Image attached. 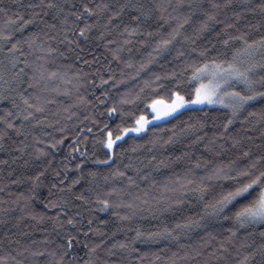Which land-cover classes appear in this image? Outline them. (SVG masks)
I'll return each instance as SVG.
<instances>
[{"label":"snow or ice","instance_id":"1","mask_svg":"<svg viewBox=\"0 0 264 264\" xmlns=\"http://www.w3.org/2000/svg\"><path fill=\"white\" fill-rule=\"evenodd\" d=\"M231 0H226L224 7H227ZM173 11H181V16H172L168 13L169 8ZM260 11L264 13V0L258 5ZM213 9H220V4H213ZM20 9L7 16L8 9L0 8V13L7 16L5 24L0 28V52L7 49L4 60H0V101L7 100L10 97H19L20 103L12 99V107L16 111L8 110L3 116H0V123L5 127L0 131V142L4 141L8 136V130L15 132L16 136H26L25 122L35 120L36 125H41L44 121L38 118L37 114H43L47 111L46 105L54 101L42 100L41 96L34 93H29V89H36L40 87L43 81H48L54 78L66 80L67 83H72V80H67L66 73L57 71L49 72L43 64L35 62L30 63L28 56L32 51L39 50L41 52L51 53L52 51H59L58 49L45 48L44 42L41 37L48 36L47 29H54L65 33L64 38L60 43L67 42L69 45H74L69 51L76 53V57L82 60L83 64L91 67L92 64L98 62V58L93 56L91 60L84 59L80 53L85 52L87 46L96 45L97 42H104L106 50L111 51L113 60H120V53L124 50L123 47L118 45V41L111 39L113 30H120V35L143 36L152 37L159 34V30L163 29L165 25H169L170 20L176 21V26L172 28L167 34V38H161L153 50L157 54L169 52L174 42L181 36V30L185 25L193 21L197 12L203 17L200 19L197 27L194 28V33L199 36L209 30L212 25L225 23L217 18V15L209 12L203 3V0H190L185 4V0H177L175 7L171 4L170 0L165 3L155 5V7H146L140 3L139 0H125L124 3L111 4L100 0H32L27 5L20 4ZM27 10L28 14L25 15ZM183 10H186L183 11ZM159 15H154V13ZM165 13H168L166 16ZM127 16V19H125ZM59 24V28L57 25ZM152 24L157 25V32L148 31ZM40 25H44L41 27ZM29 26H35L36 31L28 32L25 35ZM234 24L225 23V28L222 31L227 34L226 29L233 28ZM17 33L19 36L17 37ZM71 39H69V35ZM55 39V37H49ZM194 44L195 40L186 37ZM232 40H238L242 43V47L236 48L233 52L231 60H226L217 63L215 59H208L209 49H204L198 53L201 58L199 61L186 65L183 72L191 69V75L187 78L184 77L183 72H172L167 76H155L153 81H145V87L149 88L155 93L159 90H167L169 93L166 103L164 100H152L147 108L151 111V119L146 115L136 116L134 112L126 111L124 105L136 104L140 100V93H144L145 88H141L139 93L133 95L131 92H125L119 95V99L112 104L111 107H105V113L112 119L117 117L119 123L113 129L109 124L105 123L101 131L104 137L97 141L104 151V159H95L93 162L97 165H104L111 167L116 163L117 149H123L124 145L129 140L133 141V146L130 151L135 153L144 147L139 143L150 132L152 137L147 140L155 148L158 144L160 147L171 145L175 143V129H168L166 125L162 128L161 125H154V121H167L169 117L179 118L182 115V110L188 108L189 105H213L220 104L224 108L231 110V115L227 117L226 121L222 124L216 125L213 123L212 127L217 131L212 133L208 138L205 145L207 151L215 152L217 141H230L227 151L239 149L240 155L237 160L245 161L241 166L237 160L229 161L227 165H217L208 169L207 165L211 163L208 161L204 165L205 175L196 178V173L193 168H188L183 176L177 175L176 180L173 182L175 186H165L166 192L179 193L167 199L170 200L168 208L165 211L174 210L180 213L182 219L175 223L174 227L169 228L167 225L162 228L145 233L139 229L135 230V237L131 241H113L116 233H112L109 237L105 232L100 231L98 228H93V219L88 218L85 221L84 211L92 213L93 211L107 212L110 208L125 207L128 209H136L138 207L136 201H141L144 204L148 200L143 198L147 197L148 193L144 192L143 197L140 194L133 196V199L127 203L123 201L110 202L108 198L97 199L98 209L87 208L85 205L88 203L87 198L83 193L76 195L73 193V188L80 183L82 176L73 179L71 184L66 187H60L62 195L57 201H50L46 207L58 209L57 215L54 218V223L58 225L59 230L62 232L61 242L56 243L45 238L44 245L53 244V248L49 249H33L30 246H24L23 250H17V256L23 259H17L16 256H0V264H8L11 260L14 264H40L37 258H42L43 264H128V256L137 253L139 249L135 247L137 241H152L156 243L167 242L170 244L175 241L180 245L179 249L172 252L171 256L167 258L162 257L159 253H153V264L155 262L164 260V264H193L194 261L200 264L198 258L203 257L202 264H231L229 260L230 250L236 248L239 252L240 249H245L246 253L242 259L236 261V264H264V139L259 145H255L260 149L259 155H255L250 147L245 145V140L251 141L252 138L247 136L246 133L251 131L249 128L243 126L247 123V117L239 121L241 131L233 132V126L237 123L239 116L247 112L248 116H259V122L264 125V107H261L259 113L255 111L257 104L264 106V74L255 76L256 69H264V62L254 63L251 58L257 51L264 53V37L258 41L249 43L245 35L228 36V39L223 40L225 47L229 45ZM123 43H131L130 39H125ZM117 44L116 48H109V45ZM30 50L25 52V47ZM191 52H196L195 48ZM183 51L177 50V58L184 56ZM60 56H64L60 52ZM247 57L248 59H245ZM42 59V57H37ZM106 59V58H105ZM148 63H152L149 60ZM127 67L131 68V62H126ZM246 65V66H245ZM147 65L142 64L140 70L142 71ZM31 70V75L25 71ZM138 74V73H137ZM84 83H81L78 77L76 78V88L84 87L85 84L95 85V77H99L100 86L107 85L112 81V87L116 88L118 84L125 83L124 80L117 81L114 74H109L105 79L100 69L95 72L82 73ZM91 75L93 79L88 81L87 77ZM134 79V77H133ZM207 81V83H205ZM185 84L192 86L191 92L186 96L182 94V89ZM236 84H242L244 91H237ZM155 85V87H153ZM43 90H47V85H44ZM57 91V89H53ZM65 95L68 93L65 92ZM104 99L95 97L99 104L107 105L110 99V90H105L102 93ZM35 100L36 102H32ZM81 104H89L90 101L85 97H79ZM249 109H253L249 111ZM12 118V119H10ZM85 119H92L95 125L97 121L91 117ZM131 119V123L127 120ZM15 120L20 121L19 127L16 126ZM184 123H188L185 121ZM199 125L197 131L203 132V135L196 136V142L200 143L208 137L205 128L208 127L206 120H197ZM34 125V126H36ZM52 127L53 125H48ZM196 125H189V129L195 128ZM170 131L173 133L166 140L156 135V130ZM189 129H182L188 131ZM63 132L64 129H59ZM91 133V128L88 129ZM135 134V135H132ZM50 135V134H49ZM262 138H264V131H262ZM37 143H44L38 140ZM64 139L54 140L48 148L56 149L58 145L63 144ZM27 145L23 148L18 147L16 152L23 153ZM4 148L3 143H0V150ZM220 148L223 149L224 145L221 144ZM152 149H149L151 151ZM73 151H79L78 148L73 147ZM216 155H221V152H215ZM52 153L44 148L36 149L35 159L40 161L44 159L43 166L28 179L32 182V190L38 189L43 184V179L51 175L54 182L51 183V188H56L58 185H65V180L59 179L61 172L52 168V160L47 159ZM81 156H87V150L81 152ZM188 153H184L183 157H177L176 160L180 161L187 157ZM15 159H22V156H17ZM155 160V156L152 157ZM6 164L7 161H0ZM29 161L25 160L24 164L28 165ZM84 161L76 165V171L83 173ZM159 165L167 167L163 160L159 161ZM125 169H135V166L129 158V162L124 165ZM202 166L199 162L194 165L195 169H200ZM67 165H65V172H67ZM90 176L95 177L96 172H89ZM125 171H121L117 166L116 171L112 173V177H124ZM105 181L109 177H104ZM129 185H135V180L132 176L127 177ZM146 179V177H144ZM227 181L218 185L219 191L212 196L211 199L207 198V194L212 187L210 181ZM12 183H19V180H14ZM3 189H0L2 191ZM123 189H111L106 193V197H111L114 193L119 195ZM187 192L196 193L194 200H189ZM51 194V191H50ZM128 195H132L128 193ZM31 199V197L29 198ZM75 201H83L84 204H76ZM189 203L193 208H199V211L189 215L188 210L183 209L185 203ZM118 215V213H114ZM33 219L36 217L33 216ZM44 219L43 216L40 217ZM130 216L121 217V219H129ZM106 223V222H105ZM193 230H202L210 240L217 241L215 247L211 244H198L195 246L180 244V234L190 233ZM259 234V243L256 239L252 238L256 232ZM244 233L243 239H240V234ZM19 243V241H16ZM36 241H32L34 245ZM77 245L81 246L84 255H80ZM188 249V250H185ZM211 249V250H208ZM103 251L105 257L102 259L99 253ZM27 253V255H25ZM127 254V255H126ZM147 254H145L146 256ZM31 258V259H29ZM144 256H139L137 259L141 262Z\"/></svg>","mask_w":264,"mask_h":264},{"label":"trees","instance_id":"2","mask_svg":"<svg viewBox=\"0 0 264 264\" xmlns=\"http://www.w3.org/2000/svg\"><path fill=\"white\" fill-rule=\"evenodd\" d=\"M32 0H0V8L8 9L7 16H11L17 10L20 9V4L27 5ZM62 2V0H60ZM94 2H100V0H94ZM104 2L111 4L124 3L125 0H104ZM140 3L146 7H155L160 3H165L167 0H139ZM173 7L177 4V0H170ZM190 0H185V4ZM205 8L217 15L218 20L225 23L234 24L233 28L226 29L225 34L222 29L225 28V23L212 25L209 30L199 36L194 33V28L198 26L200 19L203 17L197 12L193 21L185 25L181 30V36L174 42L169 52L157 54L153 49L156 48L157 42L161 38H167L168 32L176 26L175 20H170L169 25H165L163 29L159 30V34L148 37L145 33L143 36L120 35V30H113L111 39L118 41V45L123 47V51L120 53V60H113L111 51H108L103 46L104 42H97L99 46L92 45L87 46L85 52L80 53L84 59L91 60L93 56L98 58V62L92 64L91 67H87L83 64L82 60L77 59L76 53L69 51L74 45H69L67 42L60 43L64 38L65 33L54 29H47L48 36H43L42 40L45 48L58 49L59 51H52L51 53L41 52L39 50L32 51L28 56L30 63L35 62L37 64H43L49 71H57L67 74V80H72V83H67L66 80L54 78L48 81H43L40 87L36 89H29V93L38 94L42 100L54 101L46 105L47 111L43 114H37L38 118L44 121L41 125H36L35 120L25 122L26 136H16L15 132L8 130V136L5 137L3 143L4 148L0 150V161L6 160L7 163H0V256H16L17 259H23V257L17 256V250H23L24 246H30L33 249H44L45 247L51 249L55 245H44L42 242L45 238L50 241H55L57 244L61 242L62 232L59 230L58 225L54 223L53 219L57 215L58 209L46 207L50 201H57L62 195L66 193L60 192V187H66L67 184H71L73 179L82 176L80 183L73 188V193L79 195L83 193L87 198L88 203L85 205L87 208L98 209L97 199L108 198L110 202L123 201L125 203L131 201L133 196L140 194L143 197V193L147 192L148 196L143 197L148 200L147 204L141 201H136L138 207L136 209L110 208L107 212H100L98 210L88 213L81 208L84 212L85 221L88 218L93 219V228H98L100 231L105 232L109 237L112 233H116L113 241H131L135 237V230L139 229L145 233L156 231L163 226L167 225L169 228L174 227L178 220L182 219L180 213L169 210L168 208L170 200L169 197L178 195L179 193L166 192L165 186H175L174 181L177 175L183 176L188 168H193L196 173V178L205 175L204 165L206 162L211 161L207 165L208 169H211L217 165H227L229 161L237 160L240 155L239 149L227 151L230 141H217V144L213 146L215 152H221V155H216L215 152L207 151L205 145L208 142V138L212 136V133L217 131L212 127L213 123L216 125L222 124L226 121L227 117L231 115L230 109L222 106H203L195 108H186L182 110V115L179 118L170 117L167 121H160L153 123L159 124L163 128L165 125L168 129H175V143L160 147L158 144L155 148L151 144L147 143V140L152 137L150 132L139 143L143 144L137 152L133 153L130 148L133 146V141L129 140L124 145L123 149H117L116 163L111 167L104 165H97L93 161L95 159H104V149L97 143L98 140L104 137V133L101 129L104 128V124L107 123L115 128V125L119 123L117 117L109 119L107 114L101 115L105 112V107H111L116 100L119 99V95L125 92H131L133 95L140 92L141 88H145L144 93H140V100L136 104L124 105L126 111H131L139 116L141 114L151 116L150 109L147 105L151 104L152 100H168L169 93L167 90H157L155 93L149 88L145 87V81L155 80V76L161 77L167 76L172 72H183L186 65L193 63V61H199L201 58L198 53L204 49H209L208 59H215L217 63H221L226 60H231L233 52L236 48L242 47V43L238 40H232L229 45L225 47L223 40L228 39V36L245 35L249 43L258 41L261 37H264V13L260 11L258 5L261 0H231L227 7H224L226 0H203ZM220 4V9H213V4ZM25 15L28 14L27 10ZM186 12V10H183ZM168 13L172 16H181V11H173V8L168 9ZM168 13H165L167 16ZM159 15V13H154ZM7 16L0 13V28L5 24ZM127 19V16H125ZM44 27V25H40ZM59 28V24L57 25ZM35 26H29L25 32L36 31ZM148 31L154 33L157 32V25L152 24ZM69 39H71V35ZM19 33H17V37ZM49 37H55V39H49ZM190 37L195 40L193 44L191 40L186 39ZM125 39H130L131 43L124 44ZM117 44L109 45V48H116ZM0 47H3L0 44ZM25 52L30 50L25 45ZM195 48L196 52H191V49ZM177 50L183 51L184 56L177 58ZM60 52L64 53V56H60ZM7 53L5 48L3 52H0V60H4ZM42 57V59H37ZM106 58V59H105ZM260 63L264 62V53L260 55ZM152 60V63H148ZM126 62H131L133 67H127ZM146 64L147 66L141 71L140 66ZM96 69H100L107 79L109 74H114L117 81L124 80L125 83L118 84L116 88L112 87V81H109L107 85L100 86L99 77H95V85L90 83L85 84L84 87L76 88V78L78 77L81 83H84L83 72L92 73ZM29 75H31L30 69H25ZM138 73V74H137ZM264 74V69H261L260 75ZM185 78L191 75V69L187 72H183ZM134 77V79H133ZM257 77V76H256ZM88 81L93 79V76L87 77ZM47 85V90H43L44 85ZM155 87V85H153ZM57 89V91H53ZM105 90H110V96L114 99H110L107 105L99 104L95 97L104 99L102 93ZM192 86L185 84L182 89V94L186 96L191 92ZM68 94L65 95L64 93ZM85 97L90 101L89 104H81L79 97ZM12 99H15L17 103H20L19 97L13 94L7 100L0 101V116H3L6 111H16L12 107ZM32 102H36L33 100ZM262 105L257 104L254 109L259 113ZM253 109H249L252 111ZM93 117L97 123L94 125L92 119H85V117ZM247 117V123L243 126L249 128L251 131L246 133L252 140H245V145L250 147L255 155H259L260 149H257L255 145L262 143V131H264V125L259 122V116H248L247 112L242 113L237 123L233 126V132H240L241 135H245L241 131V125L239 121L244 120ZM12 119V118H10ZM197 120H206L208 127L204 131L208 133V137L203 142L197 143L196 136L203 135V132L197 131L199 125ZM187 121L188 123H184ZM16 126L19 127L20 121H14ZM127 123H131V119L127 120ZM196 125L195 128L189 129V125ZM36 125V126H34ZM48 125H53L49 127ZM4 125L0 123V131L4 130ZM91 128V133L88 129ZM59 129H64L63 132ZM182 129H189L183 131ZM50 134V135H49ZM135 135V134H132ZM156 135L166 140L173 133L170 131L156 130ZM63 138L64 143L57 146L56 149H50L48 146L54 142ZM38 140H42L44 143H37ZM223 144L224 148L221 149L220 145ZM27 147L23 153L16 152L18 147ZM73 147L79 149V151H73ZM44 148L52 153L47 159L52 160V168L61 172L59 179L65 180V185H58L56 188H51V183L54 182L51 175V169H49V175L43 179V184L35 191L32 190V182L28 179L29 176L34 175L44 163L42 158L40 161L35 159L36 149ZM149 149H152L149 151ZM87 150V156L82 157L81 152ZM184 153H188L187 157L177 161V157H183ZM17 156H22V159H15ZM155 156V160L152 157ZM131 158L135 169H139V172L134 169H125L124 165L129 162ZM29 161L28 165L24 164V161ZM163 160L167 167L159 165V161ZM84 161L83 173L76 171V165ZM199 162L201 164L200 169H195L194 165ZM238 163L243 165L245 161L237 160ZM65 165H67V172H65ZM117 166L121 171H125L124 177H112V173L116 171ZM89 172H96L95 177L90 176ZM109 179L105 181L104 177ZM128 176H132L135 180V185H129ZM146 177V179H144ZM14 180H19V183H12ZM212 187L210 188L207 198L211 199L214 194L219 191L218 185L222 183H228L227 181H210ZM123 189L119 195L113 194L111 197H106V193L111 189ZM51 191V194H50ZM131 193L132 195H128ZM196 193L187 192L189 200H194ZM31 197V199H29ZM76 204H84L83 201H75ZM183 209L188 210V214L192 215L194 212L199 211V208H193L189 203H185ZM118 213V215L114 214ZM36 218L33 219L32 217ZM43 216L44 219L40 217ZM130 216L129 219H121V217ZM106 222V223H105ZM244 233L240 234V239H243ZM259 243V234L256 232L252 237ZM19 241V243H16ZM32 241H36L33 245ZM180 244L195 246L198 244H211L216 246L217 241L210 240L209 237L202 230H193L190 233L180 234ZM135 247L139 249L137 253H133L128 256V264H141L137 259L139 256H144L142 264H153V253H159L162 257L167 258L171 256L172 252L179 249L180 245L175 241L167 244V242H152V241H137ZM77 249L80 255H84L81 246L77 245ZM188 250V249H185ZM211 250V249H208ZM246 253L245 249H240L239 252L236 248L230 250L229 260L231 264H236V261L242 259ZM145 254H147L145 256ZM27 255V253L25 254ZM103 259L105 253L101 251L99 253ZM127 255V254H126ZM31 259V258H29ZM40 264H43L42 258H37ZM203 257L198 258L200 264H202ZM8 264H14L9 260ZM27 264V262H26ZM155 264H164V260L155 262ZM193 264H197L196 261ZM223 264V262H221Z\"/></svg>","mask_w":264,"mask_h":264},{"label":"rangeland","instance_id":"3","mask_svg":"<svg viewBox=\"0 0 264 264\" xmlns=\"http://www.w3.org/2000/svg\"><path fill=\"white\" fill-rule=\"evenodd\" d=\"M263 53L260 52V51H257L254 56L251 58V62H254V63H260L261 59H260V55H262ZM245 59H248L247 57H245ZM246 66V65H245ZM260 71L261 69H256L255 71V76H259L260 75ZM205 83H207V81H205ZM235 88L237 91H241L243 92L244 91V88H243V85L242 84H236L235 85ZM168 103V102H166ZM203 106H222L220 104H213V105H208V104H203V105H196V104H193V105H189L188 108H195V107H203ZM223 107V106H222ZM231 111V110H230ZM149 119H151V116H147ZM170 118V117H169ZM156 122H160V121H154L153 123H156Z\"/></svg>","mask_w":264,"mask_h":264}]
</instances>
